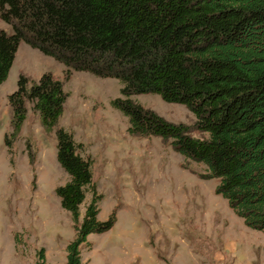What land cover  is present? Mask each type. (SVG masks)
<instances>
[{"label":"trees","instance_id":"16d2710c","mask_svg":"<svg viewBox=\"0 0 264 264\" xmlns=\"http://www.w3.org/2000/svg\"><path fill=\"white\" fill-rule=\"evenodd\" d=\"M0 19L11 26L10 32L0 27V85L22 42L63 63L66 80L75 71L119 79L123 96L113 105L129 117V132L159 136L204 164L202 176L218 178L217 192L247 226L264 233V0H0ZM143 93L185 104L195 123L146 108L133 98ZM67 98L52 73L38 81L22 75L10 95L11 150L29 105L52 131ZM193 128L202 136H192ZM57 137L58 160L70 178L56 193L78 224L67 264H89L83 244L89 234L110 230L116 211L99 218L102 194L91 160L69 130L58 127ZM38 259L50 264L45 248Z\"/></svg>","mask_w":264,"mask_h":264},{"label":"rangeland","instance_id":"374dc122","mask_svg":"<svg viewBox=\"0 0 264 264\" xmlns=\"http://www.w3.org/2000/svg\"><path fill=\"white\" fill-rule=\"evenodd\" d=\"M0 27L11 26L0 19ZM52 73L68 94L57 127L48 131L31 105L12 150L10 95L22 75L38 81ZM122 83L87 71L65 79V65L22 42L8 78L0 85V264H37L46 249L50 264H67V247L77 223L56 193L70 176L58 160L57 128L69 130L92 162L102 194L99 218L116 211V222L91 233L82 246L89 264H264V233L217 192L218 178H204L206 166L177 152L159 136H136L130 120L114 107ZM167 120L193 125L195 114L156 93L133 96ZM190 134L202 136L194 128ZM34 158V162L31 158ZM89 192L81 205L83 222Z\"/></svg>","mask_w":264,"mask_h":264}]
</instances>
